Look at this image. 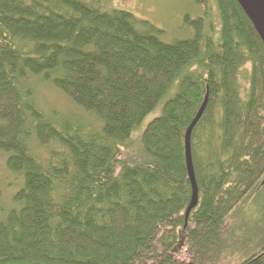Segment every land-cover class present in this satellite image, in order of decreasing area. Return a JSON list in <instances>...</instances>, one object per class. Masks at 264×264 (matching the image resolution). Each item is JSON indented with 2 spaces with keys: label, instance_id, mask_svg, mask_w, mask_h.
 <instances>
[{
  "label": "trees",
  "instance_id": "obj_1",
  "mask_svg": "<svg viewBox=\"0 0 264 264\" xmlns=\"http://www.w3.org/2000/svg\"><path fill=\"white\" fill-rule=\"evenodd\" d=\"M214 5L165 42L114 6L0 0V154L18 179L0 264H264V203L262 225H234L264 188V44L237 0ZM38 80L97 125L45 112Z\"/></svg>",
  "mask_w": 264,
  "mask_h": 264
},
{
  "label": "rangeland",
  "instance_id": "obj_2",
  "mask_svg": "<svg viewBox=\"0 0 264 264\" xmlns=\"http://www.w3.org/2000/svg\"><path fill=\"white\" fill-rule=\"evenodd\" d=\"M100 3L105 7H117L131 12L135 17L144 19L152 23L157 28L163 30L162 40L172 42L175 39L184 38L188 35V27L184 25V17L200 16L203 10L207 9L209 15L216 22V8L214 0H205L202 6H198L195 0H90ZM198 14V15H197ZM36 96L41 108L47 112H55L74 117L85 125H97V119L89 113H86L73 105L57 89L49 84L35 81ZM159 113V108L152 111L143 121V126L155 115ZM139 130H135L131 140L136 141L139 136ZM18 179L11 175L5 168L4 156L0 154V206H6L10 203V198L17 186ZM264 188L254 197V202L244 205L236 214L234 225L235 231L245 229L248 231L253 224L262 225L260 210L264 203ZM10 206V204H9ZM247 227V228H246ZM259 229L254 232H247L248 237L240 236L239 243L250 240Z\"/></svg>",
  "mask_w": 264,
  "mask_h": 264
},
{
  "label": "water",
  "instance_id": "obj_3",
  "mask_svg": "<svg viewBox=\"0 0 264 264\" xmlns=\"http://www.w3.org/2000/svg\"><path fill=\"white\" fill-rule=\"evenodd\" d=\"M237 2L239 3L242 10L245 12L247 17L250 19L255 31L257 32L258 36L264 44V0H237ZM206 101L207 93L194 118L186 128L184 134L185 165L191 187V199L185 212L186 216L197 205L198 201V188L195 179L191 154V131L197 120L200 118L205 107Z\"/></svg>",
  "mask_w": 264,
  "mask_h": 264
}]
</instances>
